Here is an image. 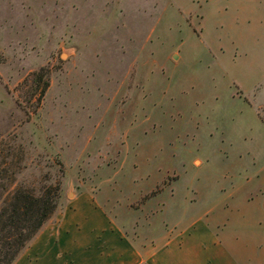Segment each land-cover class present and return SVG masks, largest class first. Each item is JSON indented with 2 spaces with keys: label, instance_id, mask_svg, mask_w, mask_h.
<instances>
[{
  "label": "rangeland",
  "instance_id": "rangeland-1",
  "mask_svg": "<svg viewBox=\"0 0 264 264\" xmlns=\"http://www.w3.org/2000/svg\"><path fill=\"white\" fill-rule=\"evenodd\" d=\"M44 184L264 249V0H0V206Z\"/></svg>",
  "mask_w": 264,
  "mask_h": 264
},
{
  "label": "crops",
  "instance_id": "crops-1",
  "mask_svg": "<svg viewBox=\"0 0 264 264\" xmlns=\"http://www.w3.org/2000/svg\"><path fill=\"white\" fill-rule=\"evenodd\" d=\"M205 214L134 238L103 204L73 197L11 264H264L261 246Z\"/></svg>",
  "mask_w": 264,
  "mask_h": 264
},
{
  "label": "trees",
  "instance_id": "trees-1",
  "mask_svg": "<svg viewBox=\"0 0 264 264\" xmlns=\"http://www.w3.org/2000/svg\"><path fill=\"white\" fill-rule=\"evenodd\" d=\"M58 190V185L44 184L38 191L19 185L7 192L0 206V264H11L52 216Z\"/></svg>",
  "mask_w": 264,
  "mask_h": 264
},
{
  "label": "water",
  "instance_id": "water-1",
  "mask_svg": "<svg viewBox=\"0 0 264 264\" xmlns=\"http://www.w3.org/2000/svg\"><path fill=\"white\" fill-rule=\"evenodd\" d=\"M176 56L174 55V58H175Z\"/></svg>",
  "mask_w": 264,
  "mask_h": 264
}]
</instances>
